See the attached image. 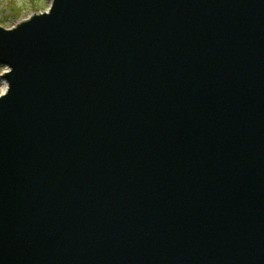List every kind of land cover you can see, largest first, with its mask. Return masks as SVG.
Instances as JSON below:
<instances>
[{"label":"water","instance_id":"1","mask_svg":"<svg viewBox=\"0 0 264 264\" xmlns=\"http://www.w3.org/2000/svg\"><path fill=\"white\" fill-rule=\"evenodd\" d=\"M0 65V264H264V0H53Z\"/></svg>","mask_w":264,"mask_h":264},{"label":"rangeland","instance_id":"2","mask_svg":"<svg viewBox=\"0 0 264 264\" xmlns=\"http://www.w3.org/2000/svg\"><path fill=\"white\" fill-rule=\"evenodd\" d=\"M53 0H0V27L11 29L32 16L48 11ZM9 69L0 65V95L6 90L4 74ZM7 86V85H6Z\"/></svg>","mask_w":264,"mask_h":264},{"label":"bare ground","instance_id":"3","mask_svg":"<svg viewBox=\"0 0 264 264\" xmlns=\"http://www.w3.org/2000/svg\"><path fill=\"white\" fill-rule=\"evenodd\" d=\"M7 84H4V89L6 90V88H7V86H6Z\"/></svg>","mask_w":264,"mask_h":264}]
</instances>
